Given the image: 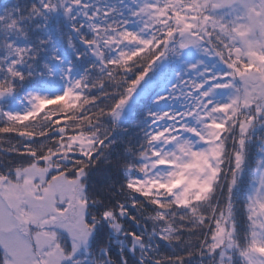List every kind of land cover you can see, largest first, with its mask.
Wrapping results in <instances>:
<instances>
[{
  "label": "snow or ice",
  "instance_id": "1",
  "mask_svg": "<svg viewBox=\"0 0 264 264\" xmlns=\"http://www.w3.org/2000/svg\"><path fill=\"white\" fill-rule=\"evenodd\" d=\"M120 3L0 5V264H264V0ZM189 50L155 101L185 110L114 138L153 66Z\"/></svg>",
  "mask_w": 264,
  "mask_h": 264
},
{
  "label": "trees",
  "instance_id": "2",
  "mask_svg": "<svg viewBox=\"0 0 264 264\" xmlns=\"http://www.w3.org/2000/svg\"><path fill=\"white\" fill-rule=\"evenodd\" d=\"M9 0H0V5L8 4ZM92 2V0H89ZM101 5L107 4L108 6H115L118 9L121 8L120 0H99ZM130 30H138L137 23L129 24ZM57 46L61 47V54L71 56V52L67 50L66 46H62L57 42ZM197 57L196 53L193 50H189L183 60H175L169 58L168 60H162L157 62L152 68V70L148 73L145 79L140 83L144 84L146 80H150L152 82V86L147 88L148 93L143 95L139 100L133 102L130 108L129 115L122 118L121 126L127 129L126 132L117 133L116 137H123L124 139L132 138L134 141H139L141 139V129L145 128L148 121L146 120V115L149 110L154 111L156 109L157 99L164 90H169L170 86L177 83V74H183L185 68L189 64H193L196 62ZM205 63L208 67L212 68L215 72L223 71V65L216 63L212 59H205ZM158 80L154 81L155 78ZM187 77H195L197 79H202V77H197L196 73L188 72ZM185 77V78H187ZM134 78V76L130 77ZM49 94H55L57 91H62V85L57 84L54 88L47 90ZM220 102H223L226 99V95L223 92H220ZM106 102V101H105ZM19 104L18 102H12V105ZM19 139V138H14ZM133 215H135V210H133ZM128 225H130L131 230H138L137 226L131 221H127ZM167 250V246H164ZM170 251V250H169Z\"/></svg>",
  "mask_w": 264,
  "mask_h": 264
},
{
  "label": "rangeland",
  "instance_id": "3",
  "mask_svg": "<svg viewBox=\"0 0 264 264\" xmlns=\"http://www.w3.org/2000/svg\"><path fill=\"white\" fill-rule=\"evenodd\" d=\"M156 80H158L157 77L154 79V81H156ZM57 84H59V83L57 82ZM175 84L176 83H174V85ZM150 86H152V82L150 80H146L143 85L140 84V85L137 86L136 92L133 94L132 100L129 102V105L125 109L124 117H126V116L129 115L130 108H131V105L133 104V102L139 100L143 95H145L146 93H148L147 88H149ZM172 86H170L169 90H164L163 93L161 94V96H159V98L160 97H167V96H169L170 95V90H171ZM206 87H207V85H206ZM220 96H221L220 95V92L218 91L216 93V95L214 96V100L220 101V99H221ZM187 103H189V101H184V100H181V101H173V100H170V99L169 100H160V102L157 103V105H156L155 111H160V112H164V111H169V112L184 111L185 110V105ZM23 107H26V105L21 106V104H15V105H12L11 106V110H14V111H22L23 110ZM167 123L168 122H161L160 127H166L167 126ZM189 123H191V122H189ZM192 139H195V137H193Z\"/></svg>",
  "mask_w": 264,
  "mask_h": 264
}]
</instances>
